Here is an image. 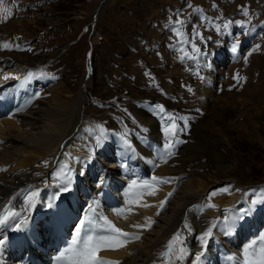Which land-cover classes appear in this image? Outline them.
I'll use <instances>...</instances> for the list:
<instances>
[{
	"label": "rangeland",
	"instance_id": "374dc122",
	"mask_svg": "<svg viewBox=\"0 0 264 264\" xmlns=\"http://www.w3.org/2000/svg\"><path fill=\"white\" fill-rule=\"evenodd\" d=\"M241 6L247 8V15ZM8 11L11 16H7ZM177 20L183 23L176 24ZM225 22H230L227 29L223 28ZM214 24L221 26V32ZM173 26L189 40L194 28L206 39L211 37L206 47L196 40L208 55L198 63L182 59L185 53H195L180 42ZM3 43L11 47L0 48V77L12 78L2 88V96L11 95L19 87V78L31 71L42 81L43 89L55 90L69 106L77 105L81 92L86 94L88 104L87 108L83 105V111L87 114L89 110L106 130L93 161L108 156V151L112 157L118 147L116 139L124 141L126 137L134 156L122 149V157L146 178L152 175L151 181L152 177L170 180L153 181L157 185L173 186L181 177L206 187L226 180L211 189L220 194L223 185L230 183L241 188L264 182V0H0ZM26 62L30 63L27 70L23 69ZM157 105L176 117L180 127L184 121L178 118L187 117L186 130L177 136L185 145L178 154L174 152L178 145L175 138L174 148L166 150L163 141L152 134L151 122L142 120L137 112L147 108L164 135L160 130L166 123L159 118L164 114L158 113ZM145 148L154 157L172 159L162 169L165 163L158 165L161 168L148 162L143 155ZM78 172L82 177L84 172ZM118 179H113L116 186L109 184L110 190L107 186L106 197L101 195L105 197L102 205L117 193ZM33 188L30 183L19 191L28 194ZM94 192H81L79 197L88 198L84 206L102 208L95 205L101 202ZM254 196L257 199L260 194ZM186 217L187 213L182 219ZM76 221L79 217L68 224L69 232ZM263 221L264 205H257L243 220L227 222L232 225L231 230L226 229L227 237L252 235L251 230ZM42 224L46 230L51 223Z\"/></svg>",
	"mask_w": 264,
	"mask_h": 264
},
{
	"label": "bare ground",
	"instance_id": "6f19581e",
	"mask_svg": "<svg viewBox=\"0 0 264 264\" xmlns=\"http://www.w3.org/2000/svg\"><path fill=\"white\" fill-rule=\"evenodd\" d=\"M29 64L26 62L23 69L27 70L26 67ZM19 79L20 81L17 82L19 84L16 83L19 87H16L11 95L2 96L1 90L7 84L8 79L1 80L0 77V214L21 213L20 217L15 220L10 219L6 225L0 226V239L5 241L3 245H0V264H71L73 253L68 249L80 221L91 222L86 223L82 235L95 236L104 231L101 227L104 222L99 219L101 216L107 217L122 231L137 234L140 237L129 240L123 247L107 248L99 253L104 260L119 262V264H165L160 254L166 250L167 243L177 230L187 237V247L192 252H199L201 248L197 237L211 225L212 221H218V226L213 229V235L209 239L204 264H234V262L225 260L232 255H241L245 244L258 240L259 234H264L263 221L251 230L252 235L247 234L240 239L239 237L228 238L227 222H224L225 216L235 218L239 214L238 210L245 208L243 206L245 203L250 204L253 199H256L254 195L261 194V190H264V182L260 185H245L241 188L232 183L223 185V188L227 187L229 190L219 191L220 194L212 196L211 199H206L212 193L211 189L226 180L216 181L215 184L206 187L198 183L194 185L190 179L181 177L173 186L157 185L158 183L154 184L153 180H150L152 175L146 178L147 176L145 177L141 170L122 157V149L134 156V148L132 145L128 148L124 141L118 139H116L118 147L112 157H109L108 151V156H102L100 160L96 159L94 162L92 157L98 149L96 137L100 135L97 128L100 124L91 117L89 110L86 114V111L82 109L83 105L87 108L86 94L80 93L76 101L77 105L73 104L75 105L73 110L70 108L73 107L72 103H69L72 106L67 105L66 101L54 92L55 90L52 93V89L51 91L43 89L41 80L34 76L28 79V74ZM145 110L136 111L142 120L151 122L155 139L158 138L157 140L165 144L164 135L159 133V129L162 128L153 118V114L150 116L149 111ZM164 123H166L165 119ZM180 133L182 134V131ZM110 135L114 133L111 132ZM101 142L104 140L102 139ZM176 146L177 149L174 151L176 154L185 147L181 143ZM143 155L147 157L148 162L157 166L160 163L163 166L165 163L163 168L158 166L162 169L172 159L162 160L160 156L154 157L149 149H146ZM130 159L133 160V157ZM44 161H47V164ZM89 163L90 166H88ZM83 167L88 169L85 170L86 168ZM79 170L80 173L84 172L82 176L84 179L79 177L80 174H76ZM66 175L71 178L69 185L71 190L61 193V185L67 183ZM118 177L117 193H111L113 194L112 199L102 205V198L106 197L108 191H106L107 186L108 189L109 184L114 186L116 183L113 179ZM100 178L104 180L103 185H99ZM133 180H136L138 184L148 181L152 187L130 189ZM30 183L34 186L33 191L38 192L34 206L31 208L28 205L30 193L19 191V187ZM87 183L89 187H81ZM92 187H95L93 195H96L101 202L98 204L96 201L95 205L102 207H96L93 204L94 211L89 210V204L83 205L87 197L83 199L79 197L81 192L84 195H87V192L91 193ZM71 191L73 194L70 193ZM150 191H155V195H149ZM168 193L172 195L157 215L160 202ZM50 202L53 204L51 208L49 207ZM144 204L150 206L144 207ZM206 204H213L215 207H204L199 210ZM80 209L82 212L78 211ZM121 209L123 214L118 215L117 212ZM186 213L187 217L182 219ZM25 216L30 217L28 224L16 230L15 225L20 223ZM78 217L79 221H76L69 232L68 224ZM146 218L155 221L150 228L141 229L133 226L146 225L148 223ZM54 221L58 224L52 225ZM185 221L192 229L191 234L185 230ZM44 222L51 223L46 230L45 225L42 227ZM55 227L57 233H54ZM50 231L52 234H49ZM23 235L25 237L21 238ZM13 236L17 238H12ZM218 254L223 258H219ZM178 264H189V258L185 257Z\"/></svg>",
	"mask_w": 264,
	"mask_h": 264
},
{
	"label": "snow or ice",
	"instance_id": "6c2138e0",
	"mask_svg": "<svg viewBox=\"0 0 264 264\" xmlns=\"http://www.w3.org/2000/svg\"><path fill=\"white\" fill-rule=\"evenodd\" d=\"M215 6V5H214ZM241 12H243L244 15L248 14L247 8L245 6H241L240 8ZM7 16H11V12H7ZM7 18V17H5ZM182 21L177 20L176 24H182ZM230 22H225L223 24V28L227 29L229 27ZM213 27L217 32H221V26L219 24H214ZM172 30L175 32V34L178 37H181V43L189 45L195 55L189 56L188 53H185V56L182 57L191 59L192 61H195L198 63V61L201 58H204L208 55L207 51L202 52L200 50V47L197 46L196 40L199 39L206 47L207 45V39H211V37H208L207 39L200 33L198 28H194L192 30V39L189 40L186 35L181 33L178 28L173 26ZM11 45L8 43L0 44V48L8 49ZM18 47V46H17ZM258 47V46H257ZM233 52L237 51L236 47L232 48ZM199 74V70L197 71V75ZM43 75V73L41 74ZM33 76V73L28 74V79H31ZM12 77L8 76L5 77V79H10ZM234 79H238L237 77H234ZM188 91H191V88L188 89ZM158 113L164 114L161 118L166 120V126L163 129L164 135H165V144L164 148L166 150H171L174 148L175 144L182 143L183 141H180L177 136L178 133L181 131L186 130L187 128V117H179L178 119L184 121V126L180 127L176 123V117L172 115H168L165 112V109L161 105L156 106ZM100 131V135L96 137V146L99 147L101 144V141L103 139L105 129L103 126L98 125L97 126ZM147 131V129H145ZM175 138V144L173 143V139ZM124 144L131 148V144L128 141V139L125 137ZM168 155H171L172 152L168 151ZM45 164H47V161H44ZM67 183H64L61 185V193L70 191L69 185L71 184V178L66 175ZM152 180L154 182H163L168 183L170 180L168 178L163 177H152ZM104 180L103 178L99 179V185H103ZM137 187L140 188H151L152 185L149 184L148 181H143L142 183H139L136 180L131 181L130 189H135ZM229 188H223L219 191L226 192ZM133 195H136V193H132ZM149 195H155V191H150L148 193ZM217 194V191H213L209 194V196L206 199H211L212 196H215ZM255 194V192H254ZM38 195V192H30L28 196V205L29 208L34 206L35 203V197ZM172 195V193H168V195L165 197L163 201L160 202L159 210L157 211V215L160 214V210H163V208L166 205V202L168 198ZM257 205H264V190H261V194L257 199H253L249 205L248 208H240L238 210V215L235 217V220H243L245 216L253 211V209ZM144 207H149L150 205L144 204ZM49 207H53V204L50 202ZM204 207L207 208H214L215 205L213 204H206L201 206L202 210ZM89 210L94 211V208L92 205H89ZM118 215L123 214V210H118ZM21 213L19 212H12L8 215H2L0 214V226L6 225L9 220H15L16 218L20 217ZM30 217L25 216L20 223H17L15 225L16 230H20L24 226H26L29 222ZM100 220L104 222L103 225H101L102 229L104 231L101 234H97L95 236L93 235H82V231L85 228L86 223H91L90 221L82 220L80 221L79 227L75 230V235L72 238L71 245L68 249V251H71L73 253L72 262L71 264H119V262L114 261H106L104 260L99 253L107 248H119L125 246L129 240L132 239H139V235L132 234L128 232L122 231L120 228H117L115 224L112 223L107 217H99ZM148 223L146 225H133L137 228H150L151 224L155 221H152L151 218H146ZM234 218L232 216H225L224 222L233 221ZM218 226V221H212L211 225L197 237V242L201 248V251L199 252H192L187 247V237L183 236V233L180 230H177V232L172 236V238L169 240V242L166 245V250L162 252L160 255L164 259L165 264H178L179 261L183 260L185 257L189 258V264H204V258L207 252V246L209 239L213 235V229ZM185 230L188 231L189 234H191L192 229L188 225L187 221H185ZM232 227L231 224L226 223V229H230ZM227 234V232H226ZM5 243L4 240L0 239V245H3ZM259 244V248L257 249V245ZM194 257V258H192ZM228 260L230 262H234V264H264V234H259V239L251 241L248 244H245L242 248L241 255H232L228 257Z\"/></svg>",
	"mask_w": 264,
	"mask_h": 264
}]
</instances>
